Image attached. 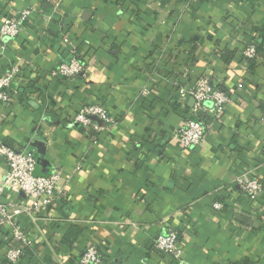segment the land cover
<instances>
[{
	"label": "crops",
	"instance_id": "1",
	"mask_svg": "<svg viewBox=\"0 0 264 264\" xmlns=\"http://www.w3.org/2000/svg\"><path fill=\"white\" fill-rule=\"evenodd\" d=\"M60 1L52 12L46 0H0V20L39 10L0 49V74L20 71L16 100L0 103V144L34 151L40 174L64 179L54 208L18 217L33 246L15 263L5 255L20 243L0 229V264H76L89 245L101 264H264V191L253 203L233 181L253 172L264 182V0ZM63 38L87 65L70 82L50 76L67 57ZM251 42L257 55L245 60ZM200 75L231 102L199 146L182 150L172 134L192 100L179 87ZM92 104L114 123L73 122ZM5 172L0 155V181ZM168 228L180 262L153 247Z\"/></svg>",
	"mask_w": 264,
	"mask_h": 264
},
{
	"label": "built area",
	"instance_id": "2",
	"mask_svg": "<svg viewBox=\"0 0 264 264\" xmlns=\"http://www.w3.org/2000/svg\"><path fill=\"white\" fill-rule=\"evenodd\" d=\"M199 0H184L189 5ZM52 12L61 6L60 0H46ZM39 10L25 7L12 11L0 20V49H5L7 42L15 38L24 24ZM67 57L59 62L51 71L50 76L59 77L66 82L78 76H85L87 65L79 57L76 46L63 38ZM243 59L251 60L257 55V45L249 43L241 53ZM19 69L16 67L0 74V103L10 104L19 95L17 79ZM180 97L191 99L192 106L180 125L174 130L172 139L177 147L189 150L199 146L206 134L213 130L214 122L218 121L231 97L222 91L208 75L198 76L191 84L185 83L179 87ZM142 95L147 91L143 90ZM260 121L264 123V99ZM92 117H96L106 125L114 123L106 106L102 104L84 105L78 109L73 122L80 123L85 128L92 127L96 131L102 129ZM0 155L6 163V172L0 181V229H7L13 239L20 243L18 249H9L6 259L15 263L26 248L33 246V241L27 236L18 220L20 215H26L31 221H36L40 213H46L54 208L63 196L64 179L58 169L48 174L38 172L37 158L34 151L13 149L0 144ZM234 183L242 195L253 203L264 191V182L259 175L246 172L234 178ZM11 196L10 199L8 197ZM15 196V197H13ZM13 197V198H12ZM220 202L213 203L214 209H220ZM153 247L162 255L169 256L176 262L182 259L183 251L179 246V235L174 229L168 228L158 233L152 240ZM102 254L95 245L87 246L76 264H101Z\"/></svg>",
	"mask_w": 264,
	"mask_h": 264
},
{
	"label": "water",
	"instance_id": "3",
	"mask_svg": "<svg viewBox=\"0 0 264 264\" xmlns=\"http://www.w3.org/2000/svg\"><path fill=\"white\" fill-rule=\"evenodd\" d=\"M92 119H93V120H96L97 122L100 123V120H99L98 118H96V117H92ZM38 162H39V159H37V164H38Z\"/></svg>",
	"mask_w": 264,
	"mask_h": 264
},
{
	"label": "trees",
	"instance_id": "4",
	"mask_svg": "<svg viewBox=\"0 0 264 264\" xmlns=\"http://www.w3.org/2000/svg\"><path fill=\"white\" fill-rule=\"evenodd\" d=\"M230 55V57H232V55H233V52H231V54H229ZM228 56V55H227ZM226 60H227V58H226Z\"/></svg>",
	"mask_w": 264,
	"mask_h": 264
}]
</instances>
